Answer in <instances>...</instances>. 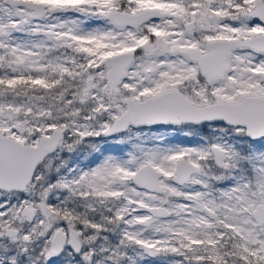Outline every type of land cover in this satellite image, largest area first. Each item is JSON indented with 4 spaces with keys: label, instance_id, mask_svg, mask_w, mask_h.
I'll list each match as a JSON object with an SVG mask.
<instances>
[{
    "label": "snow or ice",
    "instance_id": "obj_1",
    "mask_svg": "<svg viewBox=\"0 0 264 264\" xmlns=\"http://www.w3.org/2000/svg\"><path fill=\"white\" fill-rule=\"evenodd\" d=\"M0 264H264V0H0Z\"/></svg>",
    "mask_w": 264,
    "mask_h": 264
},
{
    "label": "rangeland",
    "instance_id": "obj_2",
    "mask_svg": "<svg viewBox=\"0 0 264 264\" xmlns=\"http://www.w3.org/2000/svg\"><path fill=\"white\" fill-rule=\"evenodd\" d=\"M169 139L171 140L172 143H178V144L181 141L182 142H186V141L190 140L189 142H186L187 144H184V145L195 144L197 142V138H194V137H185L182 134H180L179 132L176 133L175 136H170ZM181 144H183V143H181Z\"/></svg>",
    "mask_w": 264,
    "mask_h": 264
},
{
    "label": "flooded vegetation",
    "instance_id": "obj_3",
    "mask_svg": "<svg viewBox=\"0 0 264 264\" xmlns=\"http://www.w3.org/2000/svg\"><path fill=\"white\" fill-rule=\"evenodd\" d=\"M190 140L186 141V142H189ZM186 142H179V144L183 143V144H187ZM189 144V143H188Z\"/></svg>",
    "mask_w": 264,
    "mask_h": 264
}]
</instances>
